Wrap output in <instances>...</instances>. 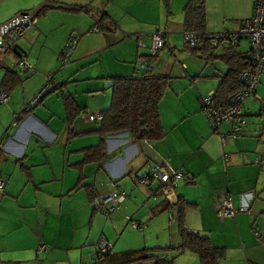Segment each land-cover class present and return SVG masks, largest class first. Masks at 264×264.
I'll return each instance as SVG.
<instances>
[{
	"label": "crops",
	"instance_id": "crops-1",
	"mask_svg": "<svg viewBox=\"0 0 264 264\" xmlns=\"http://www.w3.org/2000/svg\"><path fill=\"white\" fill-rule=\"evenodd\" d=\"M52 1L94 3V0H0V5L10 9L8 17L21 10L40 8L34 14L32 25L35 28L32 33L16 42V50L26 55L32 67H23L25 77L15 69L20 80L6 90L8 99L0 103V140L3 145L0 149V178L4 180V192L0 193V246L4 248L2 253H7L3 254L5 257L17 259L6 260L19 261L21 264L25 260H35L37 264H74L73 261L79 264L93 263L97 248L94 241L98 235L97 229L92 226V219L99 216V210H103L100 205L101 197L116 188H122L127 191L126 198L119 206L122 211L146 202L149 210L155 211V214L168 212L171 224H174L171 212L175 213L177 206L159 210L162 202L166 200L168 203H175L180 198L187 200L189 204L184 208L185 225L206 234L214 245L225 247V256L218 264H264V231L256 228L257 210H250L256 203L257 190L264 182V175L261 174V169H264V142L259 135L252 134L251 129H247V124L242 127V134L235 137L228 134L230 125L227 124H224V128L221 125L218 132L213 131L200 108V96L216 88L218 76L227 69L225 63L219 58L210 60L201 55L205 66L212 64V69L207 74H190L192 72L188 70V66L183 76L174 74L175 78L183 77L185 80L168 87L159 103L165 128L162 139L134 141L127 131L118 132L105 139L108 156L102 167L96 161L78 165L77 162L83 156V148L95 144L99 139L94 131L99 122L90 120L87 114L99 112L109 105V76L131 74L137 66L135 61L132 70L131 65H127L134 54L133 43L136 38L123 39L124 29L135 30L134 32L147 29L145 21L136 18L132 22L121 15V18L116 19L106 8L109 28L106 27L105 31L95 30L92 27L96 18L90 12L73 13L57 7L41 9L44 4ZM100 1L104 3V0ZM110 2L118 6L116 0ZM159 2L161 4L160 0ZM253 2L254 0H240L231 11L224 8L223 12L232 13L238 28L243 19L251 15ZM159 10L161 14L166 13L167 19L175 12L170 6L171 12L167 13L162 4ZM216 12V9L212 10L215 15H209L207 25L219 27L221 20L216 19ZM48 13L53 14L51 25L56 24L51 30L47 29L50 25L37 26ZM86 14L92 18L90 26L79 18ZM153 24L149 22L148 25ZM182 24L184 27L183 21ZM58 26L61 28L54 35V50L46 52L49 41L44 43L43 35H48ZM76 31L80 35L68 63L63 65L67 69L63 73L69 76L82 68L89 69L83 77L86 82H83L78 91L66 85L63 89L81 109L80 114L70 123L58 88L45 91L28 108L25 104L40 89L43 78L46 79L48 74L52 75L53 84L60 81L55 72L50 71V62L55 63L56 55L77 34ZM40 34L43 44L38 42ZM239 43L240 40L235 45L237 49ZM228 47L221 42L214 49L215 52H222ZM10 50L15 57L18 55L14 49ZM137 50L136 46V53ZM104 52L107 54L103 55ZM218 59L223 62V66L217 63ZM7 66L0 57L3 74ZM38 67L40 72L30 73ZM2 76L0 90H5L1 83ZM204 76L214 77L216 84L201 79ZM78 93L84 99H80ZM220 132L224 134V139ZM154 165L181 167L189 177L178 178L166 196L158 180L153 179L149 186L137 182V176H147ZM79 174L84 176L83 183L94 184L97 192L94 200L89 198L85 187L74 188ZM78 192L81 193L76 203L69 202L68 198ZM223 193L232 195L235 208L243 200L242 196L248 195L249 209L237 211L231 217L219 216L216 207ZM116 215L119 214L110 217L109 226L107 221L105 224L103 222L107 232L102 229L100 233H104L106 238L112 236V232L117 233L120 228L118 220L114 221ZM66 216L68 219L64 220ZM84 216L88 217L86 223H82L86 220ZM99 221L102 222L101 219ZM171 226L169 225L168 233L165 225L155 230L158 237L161 232L164 242L153 245L178 242L175 225ZM109 230L112 231L109 233ZM256 230L259 235L255 234ZM151 236L154 237V234L149 237ZM78 252L79 259H72V255L75 256ZM2 253L0 251V257ZM112 253L115 254L114 251ZM114 257H109L108 264L117 260ZM137 263L149 264L147 261L130 264ZM173 264H200V260L197 254L185 250L175 256Z\"/></svg>",
	"mask_w": 264,
	"mask_h": 264
},
{
	"label": "trees",
	"instance_id": "trees-1",
	"mask_svg": "<svg viewBox=\"0 0 264 264\" xmlns=\"http://www.w3.org/2000/svg\"><path fill=\"white\" fill-rule=\"evenodd\" d=\"M161 1L166 12L170 13V0ZM49 7H57L73 13L90 12L96 18L92 29L97 28V30L103 29L105 31L106 27L109 28L107 25V19L109 18L107 11L104 8L95 9L91 3L52 1L51 3L44 4L41 9ZM183 12L184 30L196 31L200 35V43L196 48H192V51L210 60L219 58L227 67L226 71L218 76V84L212 91L211 98L212 106L217 109H227L230 107L229 96L245 87L246 83L241 79V72L250 65L248 48L245 51H241L235 47L240 37L236 42L221 41L229 47L222 52H215L214 48L221 42L216 45L212 44L210 38L205 35L208 31L205 0H188L183 7ZM13 49L15 52H18L16 50V44ZM157 52L154 54H140L145 58V64L141 67L136 66L131 74H113L109 76L111 79L109 85L111 88L110 103L99 111L102 119L98 121V126L94 129L99 139L95 144L83 148V156L77 162L78 165H82L88 161H96L102 167L103 161L108 156L105 139L109 135L127 131L134 141H157L165 136V128L161 119L159 103L165 95L168 86H171L172 76L166 73L156 72L152 69V61L157 58ZM19 80L17 71L7 66L1 80L4 89L8 90L18 83ZM66 83L67 80L55 81L52 86L46 89V92L57 88L59 89L64 102L67 120L72 123L77 115L80 114L81 109L71 95L64 93L63 89ZM201 99L200 97V108L203 111V102ZM243 113L246 116L247 112L244 111V107ZM257 114L264 115V106H260ZM245 119L247 120V118ZM242 127L243 124L240 126V132L235 136L242 134ZM211 128L213 131L218 132V128ZM230 130L228 131L229 135H231ZM83 177L82 174H79L74 188L85 187L89 198L94 200L97 197L95 186L91 183H83ZM159 186L161 188V185ZM187 204L189 202L183 198H180L175 203H168L165 200L162 202V208L159 209L163 210L164 208H169V206H177L175 213L171 212L175 224L174 228L178 236L177 243H169L161 246L144 245L139 248L126 249L115 254L108 249L106 252V263L108 264L109 257L115 256L114 258H117V260L114 259L113 264H130L140 261H147L149 264H173V260L177 254L185 250H190L197 254L200 264H218L225 256V247L214 245L206 234H202L198 230L190 229L185 225L184 208ZM150 215H155V211H150ZM138 224L140 225V223ZM171 225L173 224L170 223ZM170 252H172L171 255H168ZM8 262L21 264L19 261L10 260Z\"/></svg>",
	"mask_w": 264,
	"mask_h": 264
},
{
	"label": "rangeland",
	"instance_id": "rangeland-1",
	"mask_svg": "<svg viewBox=\"0 0 264 264\" xmlns=\"http://www.w3.org/2000/svg\"><path fill=\"white\" fill-rule=\"evenodd\" d=\"M98 1L100 4H98ZM110 1L111 0L109 1L104 0V3L102 4L100 0H94V3L92 5L95 7V9L104 8L106 10L107 8V10L110 11L112 16H114L116 19L121 18L119 17L121 15L128 17V19L131 20L132 22L136 21L137 18V20L139 19L145 21L146 23L145 29L147 30H136V32L140 31L137 33H140L141 41L144 45L139 46L137 41H134V43L133 41H128V42H132L134 45V54L130 57V59L127 62V65H131V70L134 66L133 65L134 61L136 65L139 67L140 65L139 59H141V57H139L140 54L150 53L149 45H150L151 33L156 31H161L164 32L167 41H166V45L158 49L157 59H154L152 61V69L154 71H158L159 73L167 72L171 74L173 76L170 84L171 86L176 85L177 83H179V81L185 80V78L183 77L175 78L174 74L183 76L184 70H186V66H188V70H191L192 73L190 74H193V72H203V74H207L208 71H211L212 64L205 66L203 61L204 59L201 58V55L193 52L192 49L186 46L184 43V34H183L184 27L182 21H183V7L187 0H170L171 10L173 8L175 12L174 15L168 17V19L166 17V13L165 14L164 12L162 14L160 13L159 8H161V4L164 7L161 0H160L161 4L159 0H116L118 6H116L114 3ZM238 1L240 0H216V2L214 0H205L206 18L208 15L207 20H210L209 17L210 14L215 15L212 13L213 9H216L217 11L216 19L221 20V24L218 25L219 27H213V25H207V30L236 29L237 21L236 18L232 17V13L230 11L231 8L235 6L236 5L235 3ZM224 8L230 10L229 13L225 14L223 12ZM9 11L10 9H7L3 5H0V22H3L7 20V18L9 19L13 16L12 15L11 17H8L10 14ZM52 15L53 14L51 13L44 15L43 22L37 26L43 27L45 25H50L48 26L47 29L51 30L50 28L56 25V24L51 25ZM79 18L82 19V22H84V24L86 25L92 20V18L87 16V14L82 15ZM149 22L154 23L156 25L154 24L148 25ZM86 25H82V26H86ZM90 25L91 23H89L87 26ZM34 28H35L34 25H32V28L30 30L27 29L25 33L18 38V40H21V38L26 37L28 34L32 33ZM60 28L61 27L58 26L55 29H52V31H50L48 35L46 36L43 35V42L47 43L49 41V47L46 48V52H51L52 50H54L53 48V44L55 41L54 35L57 34ZM124 30L125 33H131V32L135 33L134 32L135 30H130V29H124ZM76 33L77 34L75 35H80L77 31ZM38 42L42 43L41 34L38 38ZM135 45L138 48L137 53H136ZM248 45H249L248 39L242 36L240 38V43L238 48L240 50H246L248 48ZM105 53L107 54V52H104L103 55H105ZM57 56L58 54L56 55L55 63L50 62V66H52V68H50V71L55 72V75L59 78L60 81L67 80L66 86H68L70 89L78 91V89L81 86H83V82H86V79H84L83 77L87 74L89 68L88 67L82 68L78 72L68 76L67 73H63V71H67V69H64V66L62 67ZM0 57L2 60L6 62V64H8L9 67L12 66L11 68H14V70L16 69L17 71L20 72L21 75L25 77L26 72H24L23 66L16 64L17 56L15 57L13 51L11 50L10 51L7 50L5 52L2 51L0 52ZM217 63L223 66V62L221 60L218 59ZM3 70L4 69L0 68L1 71L0 77L3 74ZM35 70L36 71L31 70L33 72L30 71V73L33 74L37 73L39 67L36 68ZM46 79L43 78L42 81L43 84L46 82ZM201 79H205V81H209V82L213 81L215 82V84L217 82V80L211 76L208 77L204 76ZM107 89H108V93L110 94L111 92L110 86ZM207 93H210V91ZM77 96L80 99H84L80 96V93H78ZM243 106H244V111L247 112L246 113L247 120L245 119L246 123H244L243 126L247 124V129H251L250 131L253 132L252 134L259 135L260 140L264 142V115L257 114V112L260 109V106H264V68L260 72L259 79L257 81L254 92L249 93V95L244 98ZM224 124L230 125L229 130L231 129V124L225 121L221 123V125H223L222 128L225 127ZM253 127H255L254 130ZM221 131L224 132L222 129ZM261 174L264 175V169H261ZM257 192H258V197H256V203L250 208V210H257L255 212V216L257 218V223H255L256 228L259 231L261 230L263 232L264 231V182L263 184H261ZM80 193L81 192H78L70 196L68 198L69 202L74 201V203H76L75 201L78 200V196L80 195ZM119 206H121V203H119ZM82 210L84 209L82 208ZM103 211L104 210L101 211L99 210L97 212L99 216L98 217L94 216L93 217L94 219H92V221L94 220L92 226L94 227V229H97L96 233L98 235L94 241L96 247L98 246V241L100 240L101 237L106 238L105 237L106 235H104V233H100L102 229H104V231L107 232L105 229L106 226L103 225V222L105 224V222L107 221L109 226L111 224L110 217L113 216L114 214L120 215V216L116 215L114 217V221L118 220V223L120 224V228L118 229L117 233L112 232V236H108L109 238H106L111 244L110 247L111 252L114 251V253H119L127 248H136L142 245H153V244H159L160 242H164V240L161 239V232L159 233V237H158V233L155 232V230H157L161 226L165 225V231L168 233V229L170 225L168 212L166 213L160 212L151 216L150 210L147 207L146 202L144 203L140 202L137 205H133L130 207V210L127 211H122L121 208L118 207L117 209L111 211L109 216L105 215ZM104 218L107 220H105ZM66 219H68L67 216L64 218V220ZM99 219H101L102 222L99 221ZM87 220L88 217H86L85 222L82 223H86ZM133 221H137V222L139 221L140 223L139 227L133 226ZM174 225L175 224H173L172 227H174ZM110 231L112 230H109L108 232L110 233ZM151 234H154V237L152 236L149 237ZM89 246L91 247L92 245ZM86 247H88V245ZM2 249L4 248L0 246L1 253H2ZM3 254H7V253H2V256L0 257L2 264H13L12 262H8L6 259L17 260L15 259L16 257L14 258L5 257V255ZM12 256H17V255H12ZM76 258L79 259V252L75 256L72 255V259H76ZM37 263L38 262H36L35 260L22 261V264H37ZM73 263L79 264V262L75 263L74 261Z\"/></svg>",
	"mask_w": 264,
	"mask_h": 264
},
{
	"label": "built area",
	"instance_id": "built-area-1",
	"mask_svg": "<svg viewBox=\"0 0 264 264\" xmlns=\"http://www.w3.org/2000/svg\"><path fill=\"white\" fill-rule=\"evenodd\" d=\"M34 15H29L28 13H22L17 15L8 24L0 26V52L13 49L18 38L25 33L27 29L34 23ZM97 30V28H94ZM184 43L188 47L196 48L200 43V35L196 31L184 30ZM212 44H218L221 41L236 42L238 38L244 36L247 37L249 41L248 55L250 58L249 67L241 72V79L245 81V87L238 91H235L229 96L230 107L227 109H217L212 106L211 98L212 91L201 95L203 102V113L208 120L211 127L220 129L222 122H228L231 124L230 134L235 136L240 132V126L245 123V114L243 113V100L249 95V93L254 92L256 88L257 81L259 79L260 72L264 68V0H254L252 13L248 18L243 19L239 27L234 30H215L207 31L205 33ZM140 33H125L123 32V39L136 38L138 45H144L141 41ZM79 35H73L64 49L59 53L58 59L60 64L63 66L68 63L70 59L71 52L78 41ZM166 45L165 34L161 31H156L151 33L150 36V53L154 54L161 47ZM139 67L145 64V58L139 55ZM16 64L23 66L25 68H30L32 64L27 60L25 54L20 53L17 55ZM138 67V66H137ZM53 77L51 74L47 75L46 82L41 86V88L35 93L32 99L25 104L28 108L32 103L37 102L42 94L47 88L52 86ZM8 99V92L6 90H0V103L6 102ZM88 118L90 120L100 121L102 115L99 112L88 113ZM16 117V114H15ZM220 136L224 139V134L220 132ZM2 141L0 140V149L2 147ZM262 158V157H261ZM264 159V157H263ZM189 174L186 173L181 167H165L163 165H154L150 170L148 176L137 177V182L142 185H148L153 179L158 180L162 191L166 196L171 189V185L175 183L178 178H188ZM4 192V181L0 179V193ZM127 196V192L124 189L116 188L110 192L104 194L100 199V205H102L103 213L108 215L111 211L119 207L121 203ZM243 200L237 208L233 204L232 195L229 193H223L220 196L219 205L216 207V213L219 216L231 217L234 216L237 211L247 210L250 204L247 202L248 195L242 196ZM173 219V216H172ZM139 222L133 221V226L139 227ZM256 235H259V231L256 230ZM41 248L43 245L40 246ZM111 244L108 239L101 237L98 241V246L96 248L95 260L99 264L106 263V252L110 249ZM0 264L1 258H0Z\"/></svg>",
	"mask_w": 264,
	"mask_h": 264
},
{
	"label": "water",
	"instance_id": "water-1",
	"mask_svg": "<svg viewBox=\"0 0 264 264\" xmlns=\"http://www.w3.org/2000/svg\"><path fill=\"white\" fill-rule=\"evenodd\" d=\"M39 9L40 8H35V9H31V10H21V11L17 12L16 14H14L11 18H9L3 22H0V26L4 25V24H8L11 21V19H13L14 17H16L17 15H20L22 13H28L29 15L33 16L34 14H36L39 11ZM91 264H99V263L97 260L94 259L93 263H91Z\"/></svg>",
	"mask_w": 264,
	"mask_h": 264
}]
</instances>
